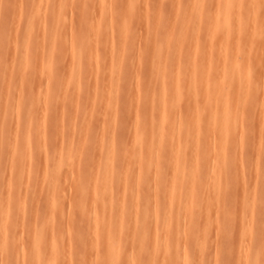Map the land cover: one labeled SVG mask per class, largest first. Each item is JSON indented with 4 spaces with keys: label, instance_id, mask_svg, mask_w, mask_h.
<instances>
[{
    "label": "bare ground",
    "instance_id": "1",
    "mask_svg": "<svg viewBox=\"0 0 264 264\" xmlns=\"http://www.w3.org/2000/svg\"><path fill=\"white\" fill-rule=\"evenodd\" d=\"M39 2L13 0L1 7L4 19L11 18L12 22L9 27H0L4 37L0 47H5L11 62L0 63V115L12 113L15 122L6 128L0 126V134L15 137L7 144L14 158L7 171L24 173L26 180L22 185L0 183V264H59L56 252L65 244L59 232L66 224L57 218L62 217L65 206L90 216L92 235L100 237L97 255L116 256L125 264L135 260L133 251L137 246L142 248L147 238L156 250L173 246L172 260L181 264H230L235 254L239 264H258V245L247 241L234 247L230 240H213L217 225L212 221L219 213L231 217L230 206L221 209L231 197V193L222 192L223 179L231 170L228 162L234 160V151L252 143L250 136H236L233 130L250 123L244 114L249 106L260 102L264 110L263 99L258 101L259 93L264 96V75L260 85L252 79L250 69V62L256 61V67L261 65L264 70V45L250 55L242 52L240 43L248 40L251 47L261 41L264 13L260 0H245L243 7L239 0H231L235 4L232 8L227 7L230 0H193L194 6H188V0H142L137 7L129 0ZM154 2L157 7L152 10ZM162 2L164 9L159 6ZM75 8L77 19L72 15L68 18ZM152 12L162 23L158 31L148 24ZM134 19L143 20L145 31L152 34L149 41L153 52L149 60L131 65L135 56H145L139 39L141 29L131 25ZM249 26L252 31L243 33ZM5 28L19 39L11 41L12 36L4 34ZM184 58L189 64L182 63ZM15 63L22 65L20 74L29 71L16 83ZM36 71L49 79L44 89L47 97L63 93L68 102L78 103L80 87L89 85L93 88L86 100H97L100 114L111 111V116L116 115L118 102L98 97L104 90L101 83L120 87L127 81L134 84L140 98L134 119L141 113L147 115V119H137L130 142L122 133L107 134L103 153L107 169L80 176L76 191L63 200H59V185L71 169L58 162L63 156L70 158L72 150L67 148L62 155L53 138L47 151L44 136H52L56 129L51 123H43L34 133L27 123L46 106H38L34 97L24 104L19 102L24 94L37 91L31 79ZM145 71L159 74V81L153 85L140 82ZM58 76L67 77L68 91L60 92L53 83ZM86 77L90 81H84ZM241 78L243 85L239 84ZM52 104L65 111L63 102ZM94 117L88 116V120ZM66 124L71 128L74 121L68 118ZM22 144L27 152L20 150ZM32 144L34 152H30ZM51 160L57 163L50 166ZM39 169L43 170L41 179L35 175ZM162 178L163 184L157 185L156 179ZM130 185L144 196L143 205L148 206V199L160 195L166 207L147 210L130 203L126 198L129 194L124 192ZM88 186L92 191L87 206L81 197ZM39 188L48 191L41 193ZM28 197L32 198L30 203ZM263 199L264 192L251 191L249 201L244 197L240 201L248 211L240 216L246 232L253 225V206ZM39 204L46 206L44 218L36 213ZM194 206H200L197 213ZM159 223L162 231L157 236L155 225ZM28 224L31 227L24 229ZM150 225L155 226L153 234ZM124 239L127 243L121 244ZM191 245L195 246L192 255ZM217 252L226 254L222 262L207 254Z\"/></svg>",
    "mask_w": 264,
    "mask_h": 264
},
{
    "label": "rangeland",
    "instance_id": "2",
    "mask_svg": "<svg viewBox=\"0 0 264 264\" xmlns=\"http://www.w3.org/2000/svg\"><path fill=\"white\" fill-rule=\"evenodd\" d=\"M2 1V2H1ZM13 0H0V27H6L11 24L12 19L6 18L4 19V11L1 10V7L8 3H11ZM61 2L64 0H50L46 2V0H40L39 3L49 4L52 2ZM116 1V0H110ZM131 3H135V6L141 4L142 0H129ZM201 3V0H200ZM188 6H194L193 0H188ZM3 6V7H4ZM161 9H164V3L162 2L159 5ZM157 7V3L151 6V9ZM74 12V13H72ZM168 13V10L166 9ZM77 8L75 10H71L68 13V18L71 17L73 20H76ZM75 14V15H73ZM3 18V19H1ZM148 24L154 26L156 31L160 30L161 22L157 20L156 15L154 13L147 18ZM251 21L248 19L247 22ZM9 23V24H8ZM6 24V26L4 25ZM143 20H133L131 25L136 28H140V36L139 39L141 50L143 56L142 59L138 58V56L131 59V65H136L138 61H147L152 56V46L150 45L149 39H151V33L145 31V26L143 25ZM2 25V26H1ZM141 26V27H139ZM47 28V26L45 27ZM249 29H244L243 33L247 30L252 31V28L249 26ZM7 29V30H6ZM4 34L10 37L12 36L11 41L15 39H19V37L14 38L13 31L8 28L3 29ZM84 31V30H83ZM3 34V35H4ZM2 32H0V38H4ZM19 36V35H18ZM141 42H143L141 44ZM146 43V45H144ZM161 43V42H160ZM242 43V52L246 54H254L262 45H264V37L261 36V41L254 42L251 47H248V40L245 42L240 41ZM5 47H0V63L4 65H11L9 54L6 53ZM255 55V54H254ZM89 57H86L88 59ZM204 58V57H203ZM183 64H189V62L184 58ZM129 61V59H128ZM200 62V59H199ZM251 66V73L252 79L257 81L258 84H262V77L264 75V70L261 65L256 67V61L250 62ZM19 66V67H18ZM22 66V65H21ZM19 63H15L14 68L16 72L13 77V82L16 83L20 80V77L24 74L19 73V68L21 67ZM260 68V69H259ZM232 70H230L231 72ZM26 74L24 76H28L29 71L26 70ZM153 71H145L144 75L140 77V82L147 83V84H155L159 81L160 75ZM31 79L34 81L36 85L35 92L26 93L22 96L19 100L21 104L26 103L30 98L34 97L36 99V103L38 106H46L45 109L42 111L36 112L32 119L27 123L32 126V132L36 133L35 129L38 124H50L53 130L56 129V132L49 136L46 134L44 136L45 139V147L48 150H51V141L53 138H56L57 148L62 151V155L67 148H71L72 155L70 158L63 156L62 162L59 161L58 163L62 164L64 167L65 165L68 166L71 171L69 173L64 174V178L61 181L58 189L59 200L67 199L72 193L76 191V183L78 182V178L85 173L88 172H98L102 173L107 169L106 163L103 159V153L106 149L108 144V133L120 134L125 138L126 142H130L133 138V129L134 125L137 123L138 120L147 119V115L144 113L139 114L137 119H134L136 108L140 105V98L137 93L136 87L134 84L131 83H122L120 87L114 86H105L102 82L101 85L104 86V90L99 94L98 97H104L108 99H114L118 102V106L116 108V115L111 116V111L107 112L106 114L102 115L101 113V106L97 100H86L91 94L92 86L89 85H82L79 89V102H68L69 97L64 96V94H60L55 98H50L45 95V84L49 80L45 75H40L38 71L32 73ZM67 77L65 76H58L54 78V82L58 90L60 92L68 91V87L66 86ZM84 81H90V78H85ZM168 82V81H167ZM240 85H243L244 82L241 78L239 82ZM67 87V88H66ZM2 90V91H1ZM0 96L2 95L3 88H0ZM34 93V94H33ZM33 94V95H32ZM3 96V95H2ZM0 97V101L2 100ZM248 95L246 98L250 99ZM263 99L264 96L259 93L258 101ZM249 101V100H248ZM63 102L66 107L65 111L62 110L56 105ZM52 103H56V107L53 106ZM260 104V102H259ZM258 105H251L245 111V116L248 117L250 123L245 124L244 126H240L235 128L233 131L236 132V136L238 134H242V137L250 136L252 143L249 145H242L239 150L234 151V160H229L228 166L231 168L230 172L227 175V178L223 179V184L225 187H222V192L231 193V197L226 201L227 205L222 206L221 209H225L228 206L231 208V217L223 216L222 214H218V218L212 221L217 225V231L213 234V240H230L232 241L234 247L241 246L244 242H251L254 245H258L257 252L261 256L258 264L260 261L264 259V251H262L261 243L264 242V199L260 202H257L255 206H253V216L254 221L251 228V231L246 232V228H244V221L243 218L241 219L240 216L244 214H248L246 209V205L240 204L242 198H245V201H249L248 197L250 196L251 191H256L260 193L261 191L264 192V110L260 108ZM95 117L88 120V116L94 115ZM102 115V116H101ZM134 115V116H133ZM112 117V118H111ZM70 118L74 121L73 127L69 128L67 123V119ZM263 121V127L260 129V124ZM15 122V116L12 113L7 115H0V126L3 128L8 127L9 124ZM104 126V127H103ZM60 138L58 139L56 136L60 134ZM238 133V134H237ZM58 139V140H57ZM15 140L13 135H8L6 132H2L0 134V183L4 181L12 182L14 185H22L26 180V174L18 172L17 170L13 169L11 172L7 171L6 166L10 163L14 162V158L9 155V150L7 144ZM34 144L30 146V152H34ZM21 151L27 152L26 146L22 144L20 146ZM58 150V149H57ZM61 153V152H60ZM33 157V156H32ZM52 161V160H51ZM49 162V165H55L57 160H53ZM56 162V163H55ZM200 170V169H197ZM67 174V175H66ZM36 177L42 178L43 170L39 169L35 172ZM146 181V180H143ZM157 185L163 184L162 179H156ZM38 189V188H37ZM33 189V190H37ZM117 190V189H116ZM34 191V192H35ZM48 189H41L39 188V192H46ZM91 191L92 186H88L85 190V193L81 197L85 204L88 206L89 202L91 201ZM123 191V189H122ZM125 193L129 195L126 197L135 205H139L140 208H146L147 210H151V206H155V208L163 209L166 207V201L160 195L156 196L155 198H150L146 203L148 206L143 205L144 203V196L137 194L134 191L133 186H128V188L124 189ZM32 198H26L27 202H31ZM28 203V204H29ZM136 207V206H135ZM225 207V208H224ZM194 213H197L200 210V206H194ZM36 213L39 215L40 218L46 217V206L44 204H39ZM62 217L58 216L57 221L59 223L66 224L65 227L60 230V234L65 241V244L60 247V249L56 252L59 264L65 262V264H125L124 259H120L118 257L108 256L103 257L96 254V251L99 249V236L92 235V229L90 228V216L79 211L78 209L65 206L64 210H62ZM61 215V214H60ZM246 216V215H245ZM139 226V223L137 224ZM155 226L157 228V236H160L162 231V224L159 223ZM150 225V234L154 233V227ZM31 224L27 225L24 229H29ZM23 237V236H22ZM111 239L116 240L115 234H111ZM128 240L121 241V244H126ZM151 238H147L143 240L144 246L139 248L138 246L133 251L132 255L135 260L131 263L126 264H181L180 262L174 261L173 258V246H168L165 251H161L160 249L156 250L152 248ZM258 243V244H257ZM137 245V244H136ZM264 245V244H263ZM190 254H194L195 246L191 245L188 247ZM208 251V250H207ZM209 257L216 258L222 262L226 258L225 253L217 252L216 254H209ZM97 255V257H96ZM172 258L174 260H172ZM239 258L235 254L230 264H239ZM11 264H20V262H12Z\"/></svg>",
    "mask_w": 264,
    "mask_h": 264
},
{
    "label": "snow or ice",
    "instance_id": "3",
    "mask_svg": "<svg viewBox=\"0 0 264 264\" xmlns=\"http://www.w3.org/2000/svg\"><path fill=\"white\" fill-rule=\"evenodd\" d=\"M252 3H254V0H251ZM245 0H239V4L241 7L244 6ZM260 6H261V10L262 13H264V0H260ZM227 7L232 8L235 7V4L231 2H229V4L227 5ZM262 37H264V20H262V31H261ZM262 251H264V245H262ZM260 264H264V259H262L260 261Z\"/></svg>",
    "mask_w": 264,
    "mask_h": 264
}]
</instances>
